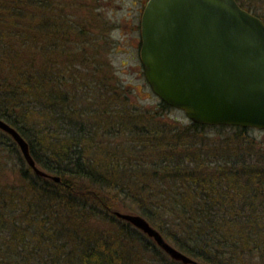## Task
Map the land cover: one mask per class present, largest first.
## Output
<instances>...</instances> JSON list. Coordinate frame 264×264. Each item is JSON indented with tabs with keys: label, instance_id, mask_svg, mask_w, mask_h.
I'll use <instances>...</instances> for the list:
<instances>
[{
	"label": "trees",
	"instance_id": "obj_1",
	"mask_svg": "<svg viewBox=\"0 0 264 264\" xmlns=\"http://www.w3.org/2000/svg\"><path fill=\"white\" fill-rule=\"evenodd\" d=\"M63 6L0 0V119L28 143L39 169L59 177L35 174L0 130V264H168L152 239L115 216L124 209L200 264H264V157L231 156L221 145L209 160L191 152L206 145L197 136L209 126H161L155 112L130 124L119 108L93 105L89 119L77 105L94 86L81 87L77 66L85 63L65 43L72 37ZM101 133L125 140L111 153Z\"/></svg>",
	"mask_w": 264,
	"mask_h": 264
},
{
	"label": "water",
	"instance_id": "obj_2",
	"mask_svg": "<svg viewBox=\"0 0 264 264\" xmlns=\"http://www.w3.org/2000/svg\"><path fill=\"white\" fill-rule=\"evenodd\" d=\"M140 58L153 92L194 124L264 130V20L236 0H148L141 15ZM41 177L28 143L0 119ZM171 259L199 264L169 244L142 216L115 212Z\"/></svg>",
	"mask_w": 264,
	"mask_h": 264
},
{
	"label": "rangeland",
	"instance_id": "obj_3",
	"mask_svg": "<svg viewBox=\"0 0 264 264\" xmlns=\"http://www.w3.org/2000/svg\"><path fill=\"white\" fill-rule=\"evenodd\" d=\"M56 1L58 2L59 0ZM63 1V9H60L61 17L71 28V37L73 38L64 36L65 43L71 47L70 49H72L75 57L85 63V68L77 66L81 75H84V83L81 87L84 88L87 85L89 88V85L93 84L91 86H94L93 91L95 94H91L93 97H97V105H95L94 99L89 92L86 93L88 94V100L86 96L83 97L85 94L81 93L79 98L83 97L84 101H79L77 108L84 106L88 112V109L93 107V105L95 110H101L104 107V109L108 108L109 111H114L119 108L122 110L121 112L119 111L122 117L120 122L125 121L130 124L132 122L138 123L139 117L144 119L145 115L153 112L159 113L154 120L161 126L169 123L183 129L191 124V121L181 110L162 109L159 105L161 99L153 92L145 78L144 67L140 59V21L143 6L147 0ZM237 1L243 8L254 11L264 20V0ZM55 44L56 42L52 44L55 48L59 47V45L55 46ZM66 52L64 54L67 56ZM94 70L97 73V77L94 76ZM97 70H100L102 74L106 72V76L103 78L102 74ZM96 93L100 95L96 96ZM135 110L137 112H134ZM132 113L141 116H137L134 119L131 117ZM89 114L91 115L92 113L89 112L87 114L90 119L91 116ZM89 119L87 122H89ZM97 120L93 118L92 122L97 124ZM197 137L206 145L193 147L191 152L207 153L205 156H208L209 160H217L218 155L222 154V146L225 147L227 145H230L231 156L241 154L244 158L249 155L252 158L260 157L261 159L264 157V130L249 128L245 129L243 134H240L237 129L206 127L201 129ZM99 138L109 140L106 146L110 147L111 153L117 152L122 146L119 145L120 142L123 143L125 140L120 135L111 137L109 134L108 137L104 133H101ZM93 157L97 159L94 155ZM98 159H101V157L99 156ZM192 166V171L196 175L199 170L197 166ZM168 189L171 190L173 187H168ZM119 212L136 214L127 209ZM165 216L159 214L158 218L162 221L169 222L171 220L176 222L173 217L168 219ZM167 227L168 229L170 228L169 230L173 234L181 235L177 226L170 224ZM100 228L104 227L100 226ZM172 246L176 248L174 245ZM160 255L166 260V263L176 264L165 253L162 252ZM256 263L260 264L259 262Z\"/></svg>",
	"mask_w": 264,
	"mask_h": 264
},
{
	"label": "flooded vegetation",
	"instance_id": "obj_4",
	"mask_svg": "<svg viewBox=\"0 0 264 264\" xmlns=\"http://www.w3.org/2000/svg\"><path fill=\"white\" fill-rule=\"evenodd\" d=\"M146 2H147V1H146ZM146 2H145V3H146ZM145 3H144V6H145ZM144 6H143V8H144Z\"/></svg>",
	"mask_w": 264,
	"mask_h": 264
}]
</instances>
